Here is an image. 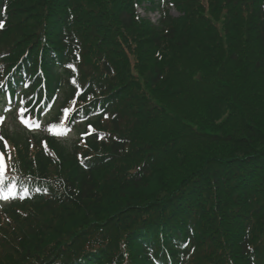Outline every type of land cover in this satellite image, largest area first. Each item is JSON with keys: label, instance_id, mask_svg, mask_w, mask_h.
Segmentation results:
<instances>
[{"label": "trees", "instance_id": "16d2710c", "mask_svg": "<svg viewBox=\"0 0 264 264\" xmlns=\"http://www.w3.org/2000/svg\"><path fill=\"white\" fill-rule=\"evenodd\" d=\"M0 21V95L55 111L3 128L40 192L0 213V264H264V0H0Z\"/></svg>", "mask_w": 264, "mask_h": 264}, {"label": "snow or ice", "instance_id": "6c2138e0", "mask_svg": "<svg viewBox=\"0 0 264 264\" xmlns=\"http://www.w3.org/2000/svg\"><path fill=\"white\" fill-rule=\"evenodd\" d=\"M0 27H3V24L2 23H0ZM70 67H71V65H70ZM0 140H3V137H0ZM5 146H7L6 141H5ZM0 162H2V154H0Z\"/></svg>", "mask_w": 264, "mask_h": 264}, {"label": "rangeland", "instance_id": "374dc122", "mask_svg": "<svg viewBox=\"0 0 264 264\" xmlns=\"http://www.w3.org/2000/svg\"><path fill=\"white\" fill-rule=\"evenodd\" d=\"M172 13L174 14V15H177L178 13L175 11V10H172ZM155 17V15L153 16V18ZM12 125H14L13 123H11Z\"/></svg>", "mask_w": 264, "mask_h": 264}]
</instances>
